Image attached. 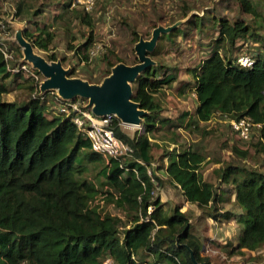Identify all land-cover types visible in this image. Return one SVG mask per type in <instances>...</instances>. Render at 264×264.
I'll use <instances>...</instances> for the list:
<instances>
[{
	"label": "trees",
	"instance_id": "1",
	"mask_svg": "<svg viewBox=\"0 0 264 264\" xmlns=\"http://www.w3.org/2000/svg\"><path fill=\"white\" fill-rule=\"evenodd\" d=\"M238 2L242 11L257 17L250 0ZM20 4H16V16L21 14ZM82 10L77 15L80 22L91 27L89 11ZM199 21L195 28L203 33L205 27ZM210 23L218 27L214 49L187 71L196 101L190 124L197 127L216 113L225 120L249 117L261 124L256 130L264 140V38L249 21L214 16ZM24 36L48 52L54 32L46 25H36L33 31L25 29ZM241 39L263 43L255 54L250 52L255 59L250 68L236 64L238 56L246 52L234 58L229 55ZM93 42L91 29L82 42L68 48L88 63L96 55L91 53ZM4 47L0 41V264H103L106 257L116 264H211L202 255L203 243L191 232L187 214L178 205L166 213L163 202L153 196L159 177L149 169L154 145L151 134L173 126L155 96L177 74L156 63L137 75L131 99L145 111L142 129L130 136L115 116L113 131L127 152L106 160L91 148L71 113H61L58 106L56 113L48 112L46 98L51 92L40 91L36 81L27 103L4 98L8 88L2 80L12 73ZM47 58L57 60L52 53ZM102 60L108 65L102 77L121 62L111 61L107 55ZM54 96L56 103L61 101L60 95ZM79 97L84 101L85 97ZM170 141L175 145L162 155L166 163L157 168L163 169L169 184L178 187L186 201L202 208L208 217L220 219L216 207L224 193L202 178L204 155L194 147H177L172 137ZM231 149L242 158L248 155L247 149L235 145ZM95 168L98 173L91 180L88 173ZM217 172L224 185L232 186L230 193L240 208L235 217L240 232L230 253L242 255L264 247V172L233 163ZM97 197L119 208L123 216L100 211L93 204ZM221 214L226 217L228 212Z\"/></svg>",
	"mask_w": 264,
	"mask_h": 264
},
{
	"label": "rangeland",
	"instance_id": "2",
	"mask_svg": "<svg viewBox=\"0 0 264 264\" xmlns=\"http://www.w3.org/2000/svg\"><path fill=\"white\" fill-rule=\"evenodd\" d=\"M250 1L258 11L257 17L242 11L238 0H96L89 11L91 27H88L80 22L77 15L83 10L74 4L73 0H0V41L4 42L10 54L7 59L10 67H17L23 62L33 70L37 69L31 55H38L48 62H59L69 78L97 79L95 84H101L105 78L102 75L108 70L107 63L102 60L103 55L109 56L111 61L121 59L118 63L131 65L139 62L135 50L136 43L140 39L149 41L155 36L152 48L147 50V55L152 60L151 65L158 63L164 65L163 67L168 66L177 74V79L160 89L155 96L166 109L165 115L170 117L173 126L169 129L165 126L151 134L154 137V145L153 162L149 169L150 172L155 171L159 177V183L154 182L153 196L159 197L163 202L166 213L169 214L172 208L178 205L180 210L187 214L191 232L203 243L202 255L207 256L211 264H264L263 251L246 257H237L230 253V248L235 244L240 232V226L235 219L240 208L232 200V186L224 185L217 172L218 168L226 163L243 164L264 172V140L259 139L256 129L252 130L249 139L238 138L229 123L218 113L209 121L193 127L190 123L194 119L196 101L192 96L191 76L187 72L214 49L218 27L217 24L211 26V17L249 21L264 38V0ZM18 2H21V14L16 16ZM34 11L36 14H33ZM199 18V22L205 27L203 33L195 28L199 25ZM36 25H46L54 32L48 52L33 46L24 36L25 29L33 31ZM91 29L94 36L91 48L96 55L92 56L88 63H84L68 45H78ZM155 30L157 35H154ZM136 38L137 41L133 42ZM262 44L241 39L229 55L234 58L242 52L255 54ZM51 53L57 56V60H48V54ZM70 71L73 73L68 76ZM38 78L36 85L40 91L51 92L46 99L48 112L54 114L57 112L54 95L58 94V91L42 87L46 78L42 72H39ZM2 81L8 88V92L3 95L5 98L21 104L27 103L30 87L35 81L24 70L12 72ZM135 86L134 80L131 83L132 91ZM84 102L88 106L89 99L85 97ZM120 125L130 136L142 129L141 122H121ZM170 136L177 141V147H194L204 155V161L200 165L202 178L212 182L224 193L222 201H219L216 207L221 220L208 217L202 208L186 201L180 189L169 184L163 169L157 168L164 164L165 158L162 160V155L175 145L170 141ZM258 141H261V144ZM233 145L247 149L248 155L245 158L240 157L232 151ZM97 173L98 168L91 169L88 178L95 179ZM93 204L102 212L123 216L119 208L110 203L106 204L100 197H97ZM226 211L228 214L225 217L221 213ZM230 214L233 216L229 217ZM161 263L169 264L164 261Z\"/></svg>",
	"mask_w": 264,
	"mask_h": 264
},
{
	"label": "water",
	"instance_id": "3",
	"mask_svg": "<svg viewBox=\"0 0 264 264\" xmlns=\"http://www.w3.org/2000/svg\"><path fill=\"white\" fill-rule=\"evenodd\" d=\"M154 35H157V30L154 31ZM154 40L155 36L149 41L140 39L135 45L139 62L131 65L116 64L101 84L67 77L66 70L59 62H48L38 55H31V59L46 77L42 87L56 89L63 98H73L78 95L88 98V107L94 114L114 113L123 123H139L145 111L131 99V83L144 68L152 64L147 50L152 48ZM195 264L205 263L195 262Z\"/></svg>",
	"mask_w": 264,
	"mask_h": 264
},
{
	"label": "built area",
	"instance_id": "4",
	"mask_svg": "<svg viewBox=\"0 0 264 264\" xmlns=\"http://www.w3.org/2000/svg\"><path fill=\"white\" fill-rule=\"evenodd\" d=\"M96 0H74L73 3L81 6L85 11H90L93 8ZM94 54V51L92 52ZM8 49L4 47V56L8 59ZM255 59L251 54L243 53L236 59V64L250 68L252 67ZM16 65L9 67L11 72L24 70L28 76H31L34 81L38 82V74L32 67L20 62ZM195 96V94H194ZM61 101L57 102L58 110L66 115L71 113V119L77 126L79 131L83 132L91 143V148L104 157H121L127 152V146L120 140L113 131V119L116 116L114 113L94 114L87 104L77 97L63 98L60 96ZM235 133L240 139H249L253 129H258L261 124L255 123L249 117H242L240 119H226ZM103 264H116L111 257H106Z\"/></svg>",
	"mask_w": 264,
	"mask_h": 264
},
{
	"label": "crops",
	"instance_id": "5",
	"mask_svg": "<svg viewBox=\"0 0 264 264\" xmlns=\"http://www.w3.org/2000/svg\"><path fill=\"white\" fill-rule=\"evenodd\" d=\"M188 82V81H187ZM192 96L194 97V99H195V96H194V93L192 92ZM5 98V97H4ZM6 100H9V101H13V100H11L10 98H5ZM167 111H166V109H163V111H162V114L163 115H165V113H166ZM164 163H166V161H164ZM232 200H233V197H232ZM215 220V219H214ZM259 249V250H258ZM258 249H256V250H246L245 251V253L244 254H242V255H240V254H235V256H237V257H239V256H248L249 254H251V255H253V254H256V253H259V251H263V254H264V249H260V248H258ZM250 256V255H249ZM243 260V259H242ZM243 262V261H242ZM262 262H263V258H262Z\"/></svg>",
	"mask_w": 264,
	"mask_h": 264
}]
</instances>
